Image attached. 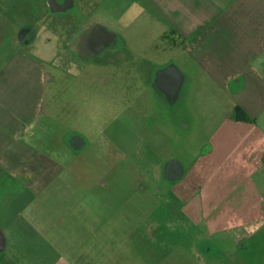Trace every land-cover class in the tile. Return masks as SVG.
Segmentation results:
<instances>
[{
  "label": "rangeland",
  "instance_id": "374dc122",
  "mask_svg": "<svg viewBox=\"0 0 264 264\" xmlns=\"http://www.w3.org/2000/svg\"><path fill=\"white\" fill-rule=\"evenodd\" d=\"M37 1L28 3L34 17L40 12ZM81 1L77 0V10L61 16L63 24L53 31L58 38H73L74 30L67 29L66 23L89 9ZM130 3L126 0V7L132 8L122 21L112 0L97 11L109 28L124 35L126 40H120L118 48L137 55L135 63L144 74L142 104L137 113H124V128L109 116L110 101L97 98L94 89L83 91L86 98L81 101L74 98L94 80L93 71L98 68L84 64L87 73L79 74L80 68L61 58L64 44L48 42L51 34L46 31L24 50L44 65L47 83L36 122L16 139L9 131L0 134V229L7 242L0 264H202L197 248L205 219L196 220L181 211L182 204L169 194L170 186L160 171L169 159L189 168L209 149L212 134L232 112L230 90L213 85L207 76L199 77L182 50L169 51L167 40L152 34L151 26L138 23L137 9ZM26 6V0H0V65L15 48H21L13 29L25 24ZM91 18H81L80 28ZM172 64L188 76L175 104L146 89L152 72ZM195 76L199 80L189 86ZM108 120L112 133L103 135L99 129ZM259 124L264 130V117ZM80 132L88 152L78 158L77 171V156L68 137ZM109 144L111 160L96 163ZM151 167L153 175L160 176L155 181L158 191L141 181V171L152 175ZM253 179L263 186L264 170ZM35 180L48 181L40 191ZM226 245V240L216 239L205 261L226 263L220 253Z\"/></svg>",
  "mask_w": 264,
  "mask_h": 264
},
{
  "label": "crops",
  "instance_id": "0c3cea01",
  "mask_svg": "<svg viewBox=\"0 0 264 264\" xmlns=\"http://www.w3.org/2000/svg\"><path fill=\"white\" fill-rule=\"evenodd\" d=\"M107 1L88 0L92 23L124 41V35L109 28L106 18L97 12ZM112 1L115 10L120 9L122 21L132 6L126 7V0ZM128 1L137 9L138 23L151 26L152 34L167 40L169 51L177 54L176 49L182 50L199 77L207 76L213 85L230 90L232 112L212 134L209 149L189 167L190 179L206 180V189L202 204L191 200L187 211L191 218H204L211 231L235 221L247 224L253 192L247 180H254L264 153V130L259 124L264 117V0ZM15 42L21 48H15L0 65V134L9 131L14 139L38 119L47 83L44 65L24 51L29 44ZM187 78L183 74V82ZM194 78L189 86L199 80ZM6 146L7 142L3 143ZM47 181L35 180L33 184L41 191ZM200 257L202 264H207Z\"/></svg>",
  "mask_w": 264,
  "mask_h": 264
},
{
  "label": "flooded vegetation",
  "instance_id": "af4514ba",
  "mask_svg": "<svg viewBox=\"0 0 264 264\" xmlns=\"http://www.w3.org/2000/svg\"><path fill=\"white\" fill-rule=\"evenodd\" d=\"M28 3L30 4L29 0H26L25 12L27 18L24 20L25 24L20 29H13L14 38L31 44L41 32H49L51 35L47 41L50 43L52 41L56 43L61 41L64 44L63 49L60 50L61 53H64L63 55L60 54L61 58L68 65L80 68L79 74L87 73L86 67L83 66L84 64L98 68V70L93 71L94 80H90L82 90L76 93L74 98L81 101L86 98L83 91L94 89L97 98H106L110 101L111 114L109 116H111V119H118L123 128L126 127L127 121L123 117L124 113H128V110L131 112L136 111L137 113L139 106L142 104L145 81L142 69L135 63L138 62V56L118 48V43L122 39H118L115 34L102 26L93 24L92 21L83 24L82 28H80L81 18L84 21L91 18L92 12L87 8H84L83 14L80 15L81 17L73 16L68 19L67 29L74 30L71 33L73 38H67L66 40L58 38V34L53 33V31H56V28L63 24L62 15H69L72 10L78 9L77 5L79 2L77 3V0H38L36 3L39 4L40 12L37 13L36 17L29 11ZM82 4H88V0H83ZM46 20H48L47 23H44ZM157 72H152L149 75L146 89H151L154 94L160 95L170 104H175L180 99L186 82H181L179 78L175 77L177 82L174 83L173 76L156 82ZM98 75L100 78H96ZM175 85H178L177 91H175L177 88ZM110 125V121H106L99 131L103 135L111 134ZM68 142L76 153L75 167L78 171V158L88 152L87 141L80 132L70 135ZM103 148V154L100 157L98 156L100 160H96V163L100 161L107 164L111 160L113 147L109 144L104 145ZM259 165V168L262 169L257 168V173L264 170V153ZM181 166L184 167V170H181ZM151 169L152 175H148V173L144 175L143 171H141V177L144 179L141 181L152 185V189L158 191V184L155 185V181L160 176L165 179L170 186L168 189L169 194L173 195L182 204L181 211L186 216L188 215L187 207L191 200L194 203L202 204L206 180H192L193 177L190 179L189 168L183 166L180 161L169 159L167 164L162 167L160 176L159 174L154 176V168L151 167ZM181 174L182 177L179 178ZM247 181L253 187V192L249 195L252 203L248 211L250 217L247 224L235 221L232 226H216L215 228L220 230L211 231V226L207 224L201 226L200 223H197V226H201L200 228L204 227L203 237L198 246L199 252L203 257L213 253L212 244L216 239L218 242L226 240L227 245L222 247L220 251L221 254H224L222 259L226 261L223 264H264V185L260 187L255 180ZM190 191H193V196H191ZM184 196H188L190 199L186 200L187 198ZM206 262L207 264L211 263V261L210 263Z\"/></svg>",
  "mask_w": 264,
  "mask_h": 264
},
{
  "label": "water",
  "instance_id": "95a60500",
  "mask_svg": "<svg viewBox=\"0 0 264 264\" xmlns=\"http://www.w3.org/2000/svg\"><path fill=\"white\" fill-rule=\"evenodd\" d=\"M170 76H173L174 77V83H176V79L175 77H177V79L179 78V80L182 82L183 81V74L182 72L177 68L176 65L172 64V65H169L168 67L164 68V69H161L159 70L157 73H156V78H155V81L156 82H159V81H163L165 79H167L168 77ZM180 82V83H181ZM176 86V85H175ZM176 90H178V85L176 86ZM181 170H182V167H180ZM182 173V171H181ZM183 174V173H182ZM182 174L179 178L182 177ZM4 247H5V239H4V236L3 234L0 232V252H2L4 250Z\"/></svg>",
  "mask_w": 264,
  "mask_h": 264
}]
</instances>
